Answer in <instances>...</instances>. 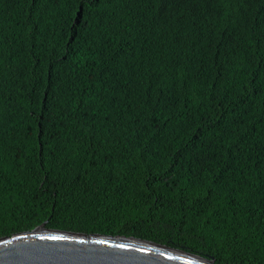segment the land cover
<instances>
[{
    "label": "trees",
    "instance_id": "16d2710c",
    "mask_svg": "<svg viewBox=\"0 0 264 264\" xmlns=\"http://www.w3.org/2000/svg\"><path fill=\"white\" fill-rule=\"evenodd\" d=\"M42 223L264 264V0H0V237Z\"/></svg>",
    "mask_w": 264,
    "mask_h": 264
},
{
    "label": "water",
    "instance_id": "95a60500",
    "mask_svg": "<svg viewBox=\"0 0 264 264\" xmlns=\"http://www.w3.org/2000/svg\"><path fill=\"white\" fill-rule=\"evenodd\" d=\"M0 264H216L142 238L46 228L0 237Z\"/></svg>",
    "mask_w": 264,
    "mask_h": 264
},
{
    "label": "rangeland",
    "instance_id": "374dc122",
    "mask_svg": "<svg viewBox=\"0 0 264 264\" xmlns=\"http://www.w3.org/2000/svg\"><path fill=\"white\" fill-rule=\"evenodd\" d=\"M207 258H209V257H207ZM215 262V261H214Z\"/></svg>",
    "mask_w": 264,
    "mask_h": 264
}]
</instances>
